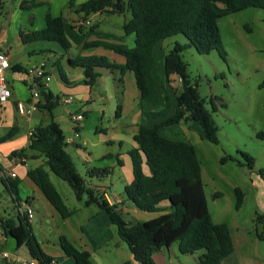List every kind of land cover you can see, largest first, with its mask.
<instances>
[{
	"label": "trees",
	"instance_id": "obj_1",
	"mask_svg": "<svg viewBox=\"0 0 264 264\" xmlns=\"http://www.w3.org/2000/svg\"><path fill=\"white\" fill-rule=\"evenodd\" d=\"M40 3L22 1L21 8L30 10ZM67 8L81 16L82 21L96 13L123 14L126 8L130 18L124 21L122 29L125 35H134V46L114 43L105 40H94L82 45V50L102 47L122 56L123 64L110 62L106 56L77 55L68 59L72 67L83 70L82 83L92 87L99 77L97 68L118 70L120 73H133L135 85L139 92V107L141 122L133 139L138 149L129 152L133 170V180L124 186V194L138 211L157 214L145 221L126 220L116 208L109 204L103 196L94 194L87 186L85 178L79 173L66 151L67 142L63 131L53 119L46 125L33 129L29 137L28 149L38 152L45 158V163L27 172V177L38 187L48 203L62 219H67L72 212L49 179L44 166L62 181L66 182L78 201L84 200L85 205L95 204L109 216L118 237L127 245L133 259L139 264H155L152 256L164 248L177 243V249L182 255H192L202 251L194 264H222V261L233 253V241L226 223H214L208 210L201 168L192 144L184 141H174L162 137L159 128L178 125L183 121L198 123L205 139L217 144V126L205 107V101L198 99L196 86L190 81L187 64L180 53L193 47L198 54H209L216 50L221 57L225 56L222 46L218 20L229 14L248 8L262 10L264 21V0H86L74 4L69 0ZM45 26L23 36L24 42H54L66 52L71 44L64 31V20L61 15L52 16L46 12ZM82 25L77 29L82 32ZM90 27V31L95 30ZM177 34L183 35L187 42L175 43L172 50L164 55L161 68V88L164 91L165 106L160 111H150L149 108L158 102V91L152 78L154 65L153 49L157 43ZM47 52V50H45ZM42 51V52H45ZM14 71H21L15 66ZM59 76L65 85H71L62 68L58 65ZM175 74L180 79V89L177 92V104L172 116L159 124L150 126L148 121L168 115L171 111L168 82L170 75ZM35 87L43 102L37 103L38 108L49 113L59 104L58 96L46 90L43 84L37 82ZM264 87V80L260 84ZM120 106H117L116 114ZM75 129H78L77 127ZM14 133L11 129L0 141L8 140ZM264 139V132L260 133ZM142 152L149 167V175L142 172L137 152ZM25 150L14 151L9 158L23 156ZM249 164L253 159L244 156ZM107 169L92 168L87 172L89 177H103ZM258 175L264 180V168L258 170ZM1 182L11 195L18 201L17 186L20 181L3 177ZM238 208L242 194L235 189ZM220 196L219 193L214 195ZM168 202V208L160 206ZM26 203V202H25ZM262 229L257 233V239L264 240V211L255 217ZM0 230L4 237L15 241L16 249L25 246L31 259L36 264H60L55 258L45 254L31 229L30 222L18 213V220L12 217H0ZM59 246L63 254L72 258L74 264H92L87 251L79 250L65 237H59ZM1 250V248H0ZM2 264H11L2 260Z\"/></svg>",
	"mask_w": 264,
	"mask_h": 264
},
{
	"label": "crops",
	"instance_id": "obj_2",
	"mask_svg": "<svg viewBox=\"0 0 264 264\" xmlns=\"http://www.w3.org/2000/svg\"><path fill=\"white\" fill-rule=\"evenodd\" d=\"M22 1H33L40 3V5L47 4L48 11L52 16L61 15L63 17L65 35L71 44L68 51L64 52L58 46L48 44L51 42H24L22 40L26 34L35 30H41L45 26L40 21L38 27L35 26V18L37 16L36 7L30 10H24L20 6ZM85 1L74 0V4L77 5ZM68 2L69 0H0V16L1 18L3 17L0 20V45L9 59L10 68L6 71V79L11 89L10 99L0 105V139L11 129H14L13 135L8 140L0 141V182L1 178L9 177L11 173H14V178L20 181L17 186L18 201L12 200L15 213V217L12 218L18 220L17 205L26 202L34 212L33 218L29 222L39 245L42 246L44 241H48L50 233H52L58 242L60 236H65L74 247L87 251L91 256L92 264H139L133 259L130 251L126 254L118 252L115 254L113 251L109 254L97 253V250H100L101 246L113 235L112 231L114 228L107 213L97 205L94 208L88 206L87 209L89 211L85 209L87 211L85 212V221L77 225L72 221L73 215L67 219H62L48 203L38 187L27 177L29 170L42 166L45 163V158L42 155L28 149V132L45 123H43V119L37 120L36 116L38 110L37 103L43 102L42 98L40 95L35 100L31 98L30 87H35L37 82L29 86L25 73L31 67L45 62L47 71L51 75V80L41 84H43L46 90H49L54 96H58L59 98V104L50 113L49 121L53 119L63 131L67 142L66 151L73 160L75 167L77 168L79 163L83 165L84 171L81 172L84 174L82 176L85 178L87 186L94 194L103 196L109 204L116 205V208L126 220L134 219L145 221L157 216V214H145V212L135 209L123 193L124 186L130 184L133 180L129 152L133 149H138V144L134 141L133 137L137 133L138 125L141 122L139 92L135 85L133 73L130 71L120 73L118 70L97 68L96 71L99 77L92 87H88L82 83L84 79L83 70L79 67H72L68 63V59H73L77 55H103L110 62L123 64L125 59L110 50L102 47L82 50L81 47L84 43L94 40L121 43L131 47L128 43V38L132 34L113 37L111 32H97L102 28V25L98 23L97 17L103 18L104 22L107 23L110 22V18H105V14L111 16L118 14L105 12L92 14L87 18V21L90 22L87 25L84 24L85 21L81 20L80 15L67 8ZM78 25L84 26L82 32L77 29ZM95 25L97 29L90 31V27ZM21 27L23 30H21ZM85 28L89 29V34L84 32ZM96 33L103 34L104 37L95 35ZM163 42L164 40L157 43L153 49L154 65L152 68V78L159 96L157 104L148 109L153 112L160 111L165 106L164 91L161 88V68L165 53L160 51V47ZM58 65L62 68L67 80L72 83L71 85H65L61 81ZM15 66H20L22 70L18 72L14 71L13 68ZM52 80L55 81L54 88L50 85ZM168 89L171 111L164 117L149 120L148 124L150 126L159 124L174 114L177 104V92L180 89V79L177 75H170ZM62 97H71L72 101L64 104L61 101ZM18 102H22L27 109H30L32 106L35 109L31 110L29 114L20 115L16 109ZM118 105L120 106V110L117 115L116 110ZM77 114L82 115V120H75ZM76 127L78 129H75ZM165 127L159 128V134L162 137L189 143V139L186 137L187 135L173 134L168 130H163ZM81 128L91 130L94 134L92 135L87 132L84 135L85 137L81 138L82 133L79 131ZM75 132H77V136H75ZM20 150H25L23 156L20 157L17 155L9 158L12 152ZM137 155L142 172L145 175H149V167L144 155L140 151L137 152ZM92 168L107 169L109 173L103 177H89L87 172ZM44 169L48 172L50 181L64 200V203L68 206V198L71 196L66 192L62 184L54 178V174L49 170L48 166H44ZM117 169L119 170V181L113 185L111 183V175L117 172ZM61 188L65 190L68 197L63 195ZM116 188L122 191L123 195L115 190ZM73 199L76 203L79 202L74 194ZM168 205L169 203L165 201L160 204V206L166 209ZM0 217L5 216L0 214ZM47 219L55 220L57 225L56 230H44V223L49 224ZM59 220L63 221L62 223L67 226L68 231H63L59 228ZM33 223L40 228L44 241L39 238L37 232L33 229ZM76 229H80L79 232H76ZM5 239L6 237L3 236L0 230V248L5 243ZM166 249L168 250V248ZM163 253L162 249L152 256L155 264H166ZM194 255L195 253L189 256L195 259ZM155 256L158 257V261L154 258ZM29 258L30 256L28 254ZM65 258L64 264H74L68 260V257L65 256ZM55 259L58 260V258ZM230 261L234 262L231 263ZM237 263L234 247L233 253L224 259L222 264Z\"/></svg>",
	"mask_w": 264,
	"mask_h": 264
},
{
	"label": "rangeland",
	"instance_id": "obj_3",
	"mask_svg": "<svg viewBox=\"0 0 264 264\" xmlns=\"http://www.w3.org/2000/svg\"><path fill=\"white\" fill-rule=\"evenodd\" d=\"M35 10H37L35 26L38 27L39 21L45 25L44 14L48 12V5L42 4ZM104 17L110 18V22L106 23L103 18L97 17L98 23L102 25L97 32H111L113 37L125 35L121 25L125 19L130 18L127 8L123 14L113 16L105 14ZM262 17L261 9L248 8L218 20L225 51L224 57H221L216 50L209 54H198L193 47L186 48L180 53L182 60L187 64L190 81L196 86L198 99L205 101V107L217 126V144L205 139L201 126L191 120L183 121L179 125L166 126L163 129L176 135H187L189 143L193 145L201 168V180L211 219L214 223L227 224L233 239L237 264H264V240L257 239V233L261 231L262 225L255 220V217L264 211V180L258 175V170L264 168V139L260 136V133L264 132V87H260L264 80ZM2 19L3 17L0 16V20ZM84 32L90 33L88 28H85ZM95 35L104 37L103 34ZM186 42L187 39L183 35L177 34L165 39L161 43L160 51L166 54L173 49L175 43ZM128 43L131 47L134 46L133 34L128 38ZM48 44L60 48L57 43ZM50 85L54 88L55 81L52 80ZM36 116L37 120L43 119L45 124L42 125L50 122V113L46 109L38 108ZM79 131L82 133L81 138L85 137L87 132L94 134L86 128H81ZM245 155L253 159L252 164L245 159ZM77 168L79 173L84 175L81 172L84 171L81 163ZM116 171L111 175L113 185L119 181V170ZM53 176L71 196L68 198V206L65 205L68 209H72H70L73 215H71L72 221L77 225L83 223L87 212L85 209L89 211L88 206L94 208L95 204L85 205L84 200L76 203L73 201L74 192L70 186L57 176ZM235 189H239L242 194L238 208H236ZM65 190L61 188L63 195L68 197ZM117 191L121 195L124 193L119 189ZM216 193L220 196L215 197ZM0 214L5 217H15L11 195L1 182ZM47 222L49 226L44 223L45 231L56 230L55 220L47 219ZM62 222V220L58 221L59 228L68 231L67 226ZM32 227L39 238L43 239L40 228L34 223ZM79 230L76 229V232ZM112 234L97 253L109 254L112 253L111 251L115 254L129 253L127 245L118 237L115 227ZM40 248L48 256L58 258L60 264H64L66 258L52 233L49 240L44 241ZM1 250L9 254L10 260L16 257L28 260L25 246L16 249L15 241L10 237L5 239ZM163 252L166 264H194L202 253V251L195 252V259L182 255L177 249L176 242L168 250L164 248ZM154 258L158 261L157 256ZM68 260L74 263L72 258ZM0 264H2L1 257Z\"/></svg>",
	"mask_w": 264,
	"mask_h": 264
},
{
	"label": "built area",
	"instance_id": "obj_4",
	"mask_svg": "<svg viewBox=\"0 0 264 264\" xmlns=\"http://www.w3.org/2000/svg\"><path fill=\"white\" fill-rule=\"evenodd\" d=\"M90 22L85 21L84 24H89ZM10 68L9 59L6 55V53L3 51L1 45H0V105L6 103L10 97H11V89L9 88L7 84L6 79V71ZM26 81L29 86L32 85V83L40 82L45 83L51 80V75L48 73L46 68V63L42 62L36 66L31 67L28 69L25 73ZM32 87V86H31ZM31 98L33 100L37 99L39 97V92L36 87L31 88ZM62 103L68 104L72 101L71 97H62L61 98ZM17 112L20 115L29 114L31 110H34L35 107L32 106L30 109H27L25 105L22 102H18L16 104ZM82 115L77 114L75 116L76 121L82 120ZM33 133V130H30L28 132V136L30 137ZM77 132H75V136H77ZM9 177L14 178L15 174L11 173L9 174ZM18 203V202H17ZM18 206V213L21 214V216H25L28 221L32 220L33 218V209L25 202H22L17 205ZM0 257L2 260H9L10 256L7 252L0 250ZM12 264H36V261L29 258L28 260H22L18 257L13 258L10 260Z\"/></svg>",
	"mask_w": 264,
	"mask_h": 264
},
{
	"label": "water",
	"instance_id": "obj_5",
	"mask_svg": "<svg viewBox=\"0 0 264 264\" xmlns=\"http://www.w3.org/2000/svg\"><path fill=\"white\" fill-rule=\"evenodd\" d=\"M192 121V119H190Z\"/></svg>",
	"mask_w": 264,
	"mask_h": 264
}]
</instances>
